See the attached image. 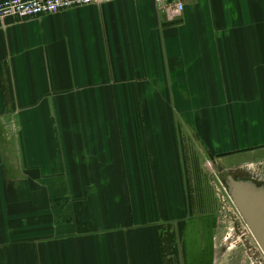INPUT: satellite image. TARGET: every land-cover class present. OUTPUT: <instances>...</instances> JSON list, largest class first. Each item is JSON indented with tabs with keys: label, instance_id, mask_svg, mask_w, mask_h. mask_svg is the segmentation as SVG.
Wrapping results in <instances>:
<instances>
[{
	"label": "crops",
	"instance_id": "obj_1",
	"mask_svg": "<svg viewBox=\"0 0 264 264\" xmlns=\"http://www.w3.org/2000/svg\"><path fill=\"white\" fill-rule=\"evenodd\" d=\"M261 158L264 0L0 20V264H216L204 163Z\"/></svg>",
	"mask_w": 264,
	"mask_h": 264
},
{
	"label": "water",
	"instance_id": "obj_2",
	"mask_svg": "<svg viewBox=\"0 0 264 264\" xmlns=\"http://www.w3.org/2000/svg\"><path fill=\"white\" fill-rule=\"evenodd\" d=\"M215 169L218 181L264 255V181L246 165L227 168L223 159H218Z\"/></svg>",
	"mask_w": 264,
	"mask_h": 264
},
{
	"label": "rangeland",
	"instance_id": "obj_3",
	"mask_svg": "<svg viewBox=\"0 0 264 264\" xmlns=\"http://www.w3.org/2000/svg\"><path fill=\"white\" fill-rule=\"evenodd\" d=\"M239 158L241 159L242 157L236 156L233 157L232 159H239ZM199 163H201V161ZM260 163H263L261 165L264 166V160H261ZM209 164L204 163V167H205L204 169L211 167L210 170L211 176L214 175L213 180L219 183L217 178V172L215 169V164H213V162L211 161H209ZM246 166L249 167V171L251 173H253L254 175L257 174L258 178L264 177V167L258 166V164L256 163L255 165H250L248 163ZM217 186L221 187V185H217ZM221 189L223 193H225L222 187ZM224 197L226 198L225 194ZM227 203H228L226 206L227 209H224L222 203H220V205L218 203V212L221 213L223 216L226 215L225 219L227 221H231L229 220V218H231L232 221L231 224L228 223L229 227L227 228L226 233H224L223 235L225 238H228V240L225 239V242L220 243L221 253L216 264H264V255L261 252L260 248L258 247L255 240L251 236L249 230L246 228L244 222L242 220H239L240 218L237 217L234 208H231L230 202L227 201ZM230 225L233 226L232 231L229 230ZM234 232H236L235 235L233 234ZM228 233L229 235H227Z\"/></svg>",
	"mask_w": 264,
	"mask_h": 264
},
{
	"label": "built area",
	"instance_id": "obj_4",
	"mask_svg": "<svg viewBox=\"0 0 264 264\" xmlns=\"http://www.w3.org/2000/svg\"><path fill=\"white\" fill-rule=\"evenodd\" d=\"M96 1L97 0H0V20L6 18L25 20L44 14L62 12L69 8L90 5ZM176 6L179 11L183 9V5L179 1L176 3ZM224 194L226 198L224 197L223 200H221L224 209H227V201H229L231 208H234L236 215L240 217L227 193L225 192Z\"/></svg>",
	"mask_w": 264,
	"mask_h": 264
},
{
	"label": "flooded vegetation",
	"instance_id": "obj_5",
	"mask_svg": "<svg viewBox=\"0 0 264 264\" xmlns=\"http://www.w3.org/2000/svg\"><path fill=\"white\" fill-rule=\"evenodd\" d=\"M239 173V172H238ZM257 175V174H256ZM264 177H261V178H258V179H260L261 181H264V179H263Z\"/></svg>",
	"mask_w": 264,
	"mask_h": 264
}]
</instances>
